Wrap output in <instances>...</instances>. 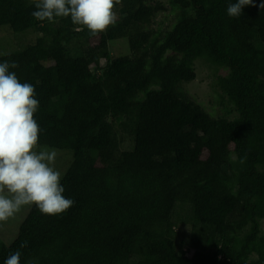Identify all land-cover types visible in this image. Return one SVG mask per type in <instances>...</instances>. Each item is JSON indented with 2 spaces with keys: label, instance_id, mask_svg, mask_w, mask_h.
<instances>
[{
  "label": "trees",
  "instance_id": "16d2710c",
  "mask_svg": "<svg viewBox=\"0 0 264 264\" xmlns=\"http://www.w3.org/2000/svg\"><path fill=\"white\" fill-rule=\"evenodd\" d=\"M37 2L0 0L19 41L0 62L35 88L37 147L72 154L75 203L32 205L0 264H264V0L239 18L236 0H115L96 36L35 20ZM198 65L209 104L189 89Z\"/></svg>",
  "mask_w": 264,
  "mask_h": 264
},
{
  "label": "clouds",
  "instance_id": "9594fccd",
  "mask_svg": "<svg viewBox=\"0 0 264 264\" xmlns=\"http://www.w3.org/2000/svg\"><path fill=\"white\" fill-rule=\"evenodd\" d=\"M115 0H39L31 16L52 22L70 18L77 31L90 36L103 33L116 22ZM253 0H236L227 6V15L239 18ZM264 9V3L259 5ZM16 61L0 62V221H7L23 206L34 205L41 214L55 216L75 203L63 195L62 174L54 167L56 149L39 148L41 128L34 119L39 107L35 88L22 83L15 71ZM27 247L26 243L21 248ZM21 252L10 253L4 264H20Z\"/></svg>",
  "mask_w": 264,
  "mask_h": 264
},
{
  "label": "rangeland",
  "instance_id": "374dc122",
  "mask_svg": "<svg viewBox=\"0 0 264 264\" xmlns=\"http://www.w3.org/2000/svg\"><path fill=\"white\" fill-rule=\"evenodd\" d=\"M163 18V17H162ZM34 35L30 34L28 36L29 40H33ZM115 40L111 45V50L113 55L121 54L122 52V38L119 40ZM126 44V43H125ZM127 47V44H126ZM19 48V41L17 36L10 34L6 29L0 30V56L4 53L11 52L12 50H16ZM197 69V77L191 82L189 85L190 91H193L197 96L200 102H205L209 104L211 101L210 98V79L208 78V72L203 70V68L196 67ZM45 148V147H38ZM50 149V148H48ZM72 161V154L69 151L57 150V158L54 163V167L61 172L62 176L64 175L66 169L70 165ZM31 206H23L21 210L16 213L13 217L9 218L7 221H0V235L6 241L11 242L13 238L16 236L18 232L19 225L22 220L28 214Z\"/></svg>",
  "mask_w": 264,
  "mask_h": 264
}]
</instances>
